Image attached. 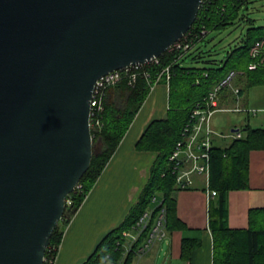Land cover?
<instances>
[{"label": "water", "instance_id": "water-1", "mask_svg": "<svg viewBox=\"0 0 264 264\" xmlns=\"http://www.w3.org/2000/svg\"><path fill=\"white\" fill-rule=\"evenodd\" d=\"M202 1L0 0V264H43L98 152L97 80L163 55Z\"/></svg>", "mask_w": 264, "mask_h": 264}, {"label": "trees", "instance_id": "trees-1", "mask_svg": "<svg viewBox=\"0 0 264 264\" xmlns=\"http://www.w3.org/2000/svg\"><path fill=\"white\" fill-rule=\"evenodd\" d=\"M251 0H204L197 18L190 28L194 46L185 55L176 51H166L160 56V63L146 65L137 70L136 79L124 77L118 84L110 86L103 98L104 111L101 114L103 126L93 130L94 144L99 145L91 164L80 180L82 188L68 195L61 225L55 228L46 257L55 258L62 242L65 229L78 212L82 203L103 173L106 165L116 152L128 131L134 117L148 97L158 72L171 65L170 108L165 118L153 120L137 143L139 150L155 151L158 156L151 167L147 181L138 201L131 208L126 219L109 232L97 245L94 252L83 264H104L106 260L117 262L121 259L124 247L118 241L127 242L124 232L131 230L138 218L148 210H153V219L164 208L168 231L186 230L188 226L178 217L177 186L170 155L176 143L182 138L191 110L197 101L202 100L213 86L231 70L243 72L249 84L264 83V66L255 71L248 70L250 48L256 40L264 37V26L248 29L244 45L232 49L224 60H209L211 65L194 67L186 59L203 41L210 31L225 28L239 17L242 7ZM206 30V34L203 33ZM194 59L201 54L193 56ZM150 73L147 77L146 72ZM162 81H166L164 78ZM243 137L232 141L228 147L214 146L211 152L210 188L217 191L216 200L210 202L209 226L214 239V264H264V209L251 210L252 224L249 228H231L228 224V194L232 190L246 189L249 186L250 152L264 149V128H253L249 124L242 129ZM158 196L161 204L156 206L153 198ZM143 232L123 264H133L136 249L148 235ZM200 239L183 237L181 257L192 259L200 246ZM109 256V258H107Z\"/></svg>", "mask_w": 264, "mask_h": 264}, {"label": "crops", "instance_id": "crops-1", "mask_svg": "<svg viewBox=\"0 0 264 264\" xmlns=\"http://www.w3.org/2000/svg\"><path fill=\"white\" fill-rule=\"evenodd\" d=\"M237 88L240 89L238 93ZM251 88L255 105L249 108L250 101L245 100L243 94ZM234 105L237 108H230ZM169 108L170 86L161 81L152 87L116 152L66 227L54 264H83L101 240L126 219L149 180L151 167L158 156L155 151L139 150L137 143L147 126L155 119L165 118ZM227 111L252 113L262 121L263 126L254 127L248 116L241 128H232L231 133H225L216 128L214 117ZM259 112H264V83L249 84L248 76L241 72L233 86L222 93L219 110L211 116L213 145L228 147L237 139L232 133L242 132L247 124L253 128H264V116H257ZM217 137L230 141L224 146L217 145ZM193 181L190 187L179 188L176 194L178 217L188 229L168 231L167 237L153 244L140 258L136 257L133 264H214L209 206L217 198L208 196L210 176L194 174ZM227 200L229 226L249 228L252 224L251 210L264 209V149L250 152L248 188L230 191ZM183 237L200 239L201 242L189 261L181 257Z\"/></svg>", "mask_w": 264, "mask_h": 264}, {"label": "built area", "instance_id": "built-area-1", "mask_svg": "<svg viewBox=\"0 0 264 264\" xmlns=\"http://www.w3.org/2000/svg\"><path fill=\"white\" fill-rule=\"evenodd\" d=\"M203 33L206 34V30H203ZM192 35L193 34L188 31L169 47L168 50L176 51L180 56L185 55L194 46L195 36ZM249 53L251 60L247 67L248 70L255 71L264 66V37L253 43ZM153 63L159 64L160 56L153 57L145 63L131 64L118 70L111 71L97 80L90 101V124L92 130H100L103 126L101 114L104 111L103 98L106 95L107 89L110 86L118 84L124 77H128L130 80L134 81L138 74L137 70ZM238 74V71L231 70L223 79L213 86L207 96L202 100L197 101L192 108L190 118L183 129L182 138L176 143V146L169 157L176 177L177 186L180 189L190 187L193 184L194 174H206L210 176L211 152L214 147L212 142L214 130L210 124V119L211 116L219 110L222 93L230 88V86H233L234 80ZM146 75L147 77L151 76L148 72H146ZM171 76V65L163 67V69L158 72L153 86L161 82L164 78H166V82L169 83ZM239 91L240 89L237 88L236 92L238 93ZM232 135L236 138H241L243 133L238 131L233 132ZM81 188L82 185L79 183L75 190ZM216 195L217 191L212 190L211 188L208 189L209 198ZM153 203L156 204V206L161 204V200L158 196L153 198ZM152 212L153 210L146 211L138 218L131 230L124 232L123 235L128 239L127 242L118 241V244L124 247L121 259L114 262L108 256L107 258H109V260H106L104 264H123L125 258H127L128 254L133 251L135 244L140 242L143 232L147 229L148 235L142 244L136 249V255L139 258L153 244L167 237L168 229L166 227L165 209L163 208L159 212L157 218L154 219ZM55 259L56 257H46L45 255L43 264H54Z\"/></svg>", "mask_w": 264, "mask_h": 264}, {"label": "rangeland", "instance_id": "rangeland-1", "mask_svg": "<svg viewBox=\"0 0 264 264\" xmlns=\"http://www.w3.org/2000/svg\"><path fill=\"white\" fill-rule=\"evenodd\" d=\"M260 25L264 26V0H251L242 7L236 20L229 23L225 28H217L210 31L188 56L186 59L187 64L201 68L211 65L210 62H207L209 60L221 62L232 49L244 45V39L250 27ZM199 53L201 57L194 59L193 56ZM253 97L254 92L252 88L243 94V98L250 101L249 108L255 105ZM230 108H237V105L230 106ZM248 116L251 119V125L254 127L263 126L262 121L260 119L257 120L256 116L252 113L238 111L217 113L214 117V123L218 130L231 133L232 128H241L246 123ZM257 116H264V112H259ZM229 141L230 139L217 137L215 143L224 146ZM69 203L71 204V201ZM59 225H61V222Z\"/></svg>", "mask_w": 264, "mask_h": 264}, {"label": "flooded vegetation", "instance_id": "flooded-vegetation-1", "mask_svg": "<svg viewBox=\"0 0 264 264\" xmlns=\"http://www.w3.org/2000/svg\"><path fill=\"white\" fill-rule=\"evenodd\" d=\"M100 148V146L99 145H97V149H99Z\"/></svg>", "mask_w": 264, "mask_h": 264}]
</instances>
